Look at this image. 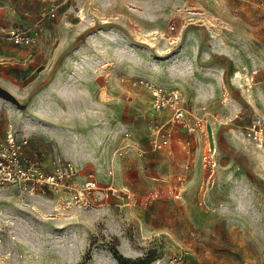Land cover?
I'll return each mask as SVG.
<instances>
[{
    "label": "rangeland",
    "instance_id": "1",
    "mask_svg": "<svg viewBox=\"0 0 264 264\" xmlns=\"http://www.w3.org/2000/svg\"><path fill=\"white\" fill-rule=\"evenodd\" d=\"M259 2L84 0L76 7L79 17L61 32L57 95L0 92V139L13 129L29 137L31 157L72 162L82 178L94 173L101 186L128 187L136 199L63 210L49 191L10 188L0 193V264H120L114 251L123 264H166L179 252L188 264L264 263V143L246 136L253 120L264 123ZM137 79L180 88L187 110L204 119L195 137L177 135L195 150L181 192L174 190L186 171L183 150L150 151L155 114L149 94L129 84ZM153 185L169 195L145 205Z\"/></svg>",
    "mask_w": 264,
    "mask_h": 264
},
{
    "label": "built area",
    "instance_id": "2",
    "mask_svg": "<svg viewBox=\"0 0 264 264\" xmlns=\"http://www.w3.org/2000/svg\"><path fill=\"white\" fill-rule=\"evenodd\" d=\"M259 6L264 12V0H260ZM46 16L54 18L56 9L48 12ZM44 31L45 17H42L28 27L4 29V36L16 46H36L42 39ZM129 84L135 88H143L149 94V105L155 114L148 125L147 145L151 152H163L170 148L179 133H184L189 138L202 132L204 119L187 110L180 88L163 89L143 79L131 80ZM246 136L259 147L263 145L264 123L261 119L252 121L247 127ZM29 144L28 136L21 135L13 129H9L4 138L0 139V193L13 187L27 195L46 190L58 197L63 210L92 209L107 202L110 197L127 196L136 199L128 187L118 189L112 185L101 186L94 173L82 178L79 169L72 162L55 158L47 165L44 161L45 156L40 159L31 157L28 154ZM183 144L189 161L185 173L179 177V187L174 192H181L180 189L187 181V173L194 167L192 142L186 139ZM215 153L216 150L213 151V154ZM139 157L145 158L143 153H139ZM168 193L158 185H153L149 189L145 205L167 197ZM187 255L188 253L179 252L166 264H187Z\"/></svg>",
    "mask_w": 264,
    "mask_h": 264
},
{
    "label": "crops",
    "instance_id": "3",
    "mask_svg": "<svg viewBox=\"0 0 264 264\" xmlns=\"http://www.w3.org/2000/svg\"><path fill=\"white\" fill-rule=\"evenodd\" d=\"M52 1L0 0V92L6 90L15 95L23 94L25 99L57 95L56 87L62 70L60 66L64 64L63 58L58 55L59 49L64 46L60 41L61 32H65L63 26L71 17H79L76 7L84 0H64L56 6L51 4ZM53 9H56V16L47 17L46 14ZM58 9L60 12L57 13ZM42 17H45V31L36 46H16L5 38L4 29L28 27ZM151 22L154 24L153 20ZM178 144L188 163L189 158L182 140L179 142L176 137L171 147ZM192 160L194 164L195 150ZM191 171L187 173V182Z\"/></svg>",
    "mask_w": 264,
    "mask_h": 264
},
{
    "label": "trees",
    "instance_id": "4",
    "mask_svg": "<svg viewBox=\"0 0 264 264\" xmlns=\"http://www.w3.org/2000/svg\"><path fill=\"white\" fill-rule=\"evenodd\" d=\"M113 253H114L115 258H117V260L120 262V264H123V261H125V258H123V256H120L119 252H117V251H114ZM87 262H88V259H86L85 263H83V264H87ZM129 262H131V261H129ZM131 263L139 264L138 262H131Z\"/></svg>",
    "mask_w": 264,
    "mask_h": 264
}]
</instances>
